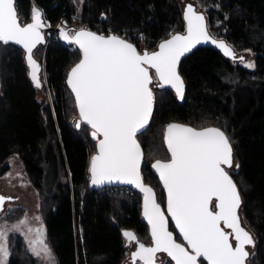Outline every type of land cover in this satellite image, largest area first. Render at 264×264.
Masks as SVG:
<instances>
[{
  "label": "trees",
  "instance_id": "16d2710c",
  "mask_svg": "<svg viewBox=\"0 0 264 264\" xmlns=\"http://www.w3.org/2000/svg\"><path fill=\"white\" fill-rule=\"evenodd\" d=\"M202 1L211 36L234 54L251 51L254 68L225 56L215 44L198 46L184 57L179 65L183 98L172 88L157 87L150 125L138 136L144 151L142 175L164 206V191L150 165L156 159H169L165 126L181 122L221 128L239 165L229 173L240 193L241 215L255 238L247 264H264V0ZM15 6L25 23L34 7L52 26L68 27L79 14L82 26L122 36L148 53L186 27L178 0H15ZM46 34L45 43L33 49L52 100L46 106L38 100L25 51L0 43V165L16 155L38 191L56 264H123L124 231L152 242L148 224L141 219L142 195L127 187L90 189L95 142L86 125L76 127L78 112L66 84L81 54L74 45L61 42H52L43 51ZM7 169L4 165L0 173ZM9 248L8 264H37L21 237L11 236ZM165 264L174 262L168 257ZM201 264L207 263L201 260Z\"/></svg>",
  "mask_w": 264,
  "mask_h": 264
},
{
  "label": "snow or ice",
  "instance_id": "6c2138e0",
  "mask_svg": "<svg viewBox=\"0 0 264 264\" xmlns=\"http://www.w3.org/2000/svg\"><path fill=\"white\" fill-rule=\"evenodd\" d=\"M184 19L187 35H173L159 45L158 52L143 54L115 35L105 37L81 29L69 36L61 29V35L78 45L82 54V59L71 68L67 84L75 96L80 121L90 126L91 137L96 141L97 153L90 161L91 183L95 186L106 182L132 184L144 194L143 215L151 226L153 246L138 243L137 251L132 254L134 264L136 260L155 264L156 254L160 252L166 253L175 264H198L201 257L207 264H245L249 256L246 246L254 247V241L241 227L238 217L240 195L224 167H232L233 149L223 131L170 124L164 141L171 159L157 160L152 165L167 192L168 214L184 244L177 243L168 230V221L156 203L155 193L144 185L141 177L143 154L137 134L152 115L153 92L149 85L153 76L149 70L154 69L161 86L170 85L183 98L184 85L177 73L180 58L196 44L210 39L204 16L197 14L191 5L186 7ZM41 27L42 13L35 7L32 22L22 26L15 0H0V42L19 45L25 50L31 79L37 88L41 82L33 49L43 43ZM211 42L225 56L235 59L233 50L223 41ZM76 127L80 128L81 123ZM10 199L0 196V210ZM26 223V219L20 221L22 225ZM225 228L231 231L226 232ZM28 232L33 229L29 228ZM35 233L37 239L30 241L31 251L37 257L43 253L49 264H55L45 243L43 227L35 229ZM123 236L129 243L137 241L131 231H124ZM8 255L7 236L0 231V264H6Z\"/></svg>",
  "mask_w": 264,
  "mask_h": 264
},
{
  "label": "rangeland",
  "instance_id": "374dc122",
  "mask_svg": "<svg viewBox=\"0 0 264 264\" xmlns=\"http://www.w3.org/2000/svg\"><path fill=\"white\" fill-rule=\"evenodd\" d=\"M179 5L181 9L185 12L186 7L188 5H191L195 12L199 15H203L205 17L207 6L204 5V2L202 0H178ZM78 9L81 7V2L78 3ZM79 13V12H78ZM79 14H77L78 16ZM76 16L75 21L68 25V28L70 29V32L73 33L74 30L85 28V26H82L79 20V17ZM23 23H25L23 20H21ZM47 35V34H46ZM44 50L46 51V45L43 46ZM143 44L140 45V49H143ZM235 59L234 61L239 63L240 65L246 67L247 64H252L253 67L248 69L254 68V56L249 50L239 51L234 54ZM38 72V78L41 82V87L37 88V97L38 100L44 105H51V97L48 92L47 86H46V78L44 73L43 65L40 66ZM153 74V82L151 84L154 96L155 93L160 91L157 86L159 84L158 80L155 78L154 72ZM4 165H8V169L4 173H0V196L11 198L10 200H6L2 210H0V231H3L7 236V247H8V257L6 264H8V259L10 256V248H9V238L11 236H19L22 238L29 254L36 259L37 264H49L48 261H46L43 258V253H41L40 257H37L33 254L30 248V241H33L37 239L35 229L43 227L45 231V226L43 223V218L40 211V197L38 194V191L32 186L30 181L27 178V175L24 171V168L22 166L21 161L18 159L16 155H13L9 157V159L2 165H0V171L1 168ZM237 162L233 158L232 160V167L228 168V171H235L237 169ZM238 217L240 220L241 227H243L249 234L251 235L254 243L255 238L252 235V232L250 231L249 227L245 223V221L242 218L241 215V205L238 209ZM39 217V220H36L35 218ZM27 220L26 224H20L21 220ZM32 228L33 232L29 233L28 229ZM127 245V255L123 261V264H134L132 260V254L137 251L138 243H143L146 247H151L152 242L137 238V241H133L129 243L126 241ZM45 243L50 248L47 239H46V231H45ZM37 248H39V245H37ZM247 250L249 252V257H251L254 254L255 247L251 245H247ZM51 249V248H50ZM51 253L53 254V251L51 249ZM55 258V257H54ZM168 260L167 255L164 252H160L156 254L155 258V264H165ZM56 264V259H55ZM135 264H143L142 261L136 260Z\"/></svg>",
  "mask_w": 264,
  "mask_h": 264
},
{
  "label": "water",
  "instance_id": "95a60500",
  "mask_svg": "<svg viewBox=\"0 0 264 264\" xmlns=\"http://www.w3.org/2000/svg\"><path fill=\"white\" fill-rule=\"evenodd\" d=\"M16 7V6H15ZM16 11H17V9H16ZM184 14H185V12H184ZM205 19V18H204ZM18 20H19V23L22 25V26H24V25H26V24H28V23H31L32 22V17H31V20L29 21V22H27V23H23L21 20H20V18H19V16H18ZM185 22H186V20H185ZM42 24H43V27H41V29H40V32H41V35H42V37H43V43H45V39H44V33L46 32V33H48V32H51V31H53L54 29H55V31L59 34V37H60V40H61V43L63 44V45H65V46H72V45H74L76 48H78L79 49V47H78V45H76V44H73V43H69L62 35H61V29H63L65 32H67L68 34H69V36H72V35H74L75 34V32L76 31H79V30H81V29H85V30H87V31H91V32H93V33H96L97 35H103V36H105V37H108V36H111V35H115V34H113V33H111V34H108V35H104V34H101V33H98V32H95V31H93V30H90V29H88V28H81V29H77V30H74L73 31V33H71L70 32V29L68 28V27H66L65 25H63V24H61V25H58V26H52V25H50V24H48L47 23V21H43V19H42ZM205 25H206V21H205ZM206 29H207V25H206ZM207 32H208V35H209V37H210V39L207 41V42H200V43H198V44H196L192 49H191V51H189V52H187V53H185L181 58H180V61H179V63H178V65H177V73H178V75L180 76V74H179V65H180V63H181V61L184 59V57H186L188 54H190L196 47H198V46H204V45H207V44H214V43H212L211 41L214 39L215 40V38H213L212 36H211V34L209 33V31H208V29H207ZM174 35H187V22H186V27H185V31L183 32V33H178V34H174ZM115 36H118V37H120V38H122V39H124V40H126L128 43H131L136 49H137V51L140 53V54H143L144 52L143 51H140L138 48H137V46L134 44V43H132L131 41H129L128 39H126V38H124V37H122V36H119V35H115ZM173 36V35H172ZM171 36V37H172ZM171 37L170 38H168V39H166V40H169V39H171ZM166 40H164V41H166ZM163 41V42H164ZM217 41V40H216ZM0 43H2V42H0ZM42 43V44H43ZM162 43V42H161ZM160 43V44H161ZM10 45H13V46H16V47H18V48H21V49H23L21 46H19V45H15V44H12V43H9ZM159 44V45H160ZM39 45V44H38ZM37 45V46H38ZM36 46V47H37ZM24 50V49H23ZM25 51V50H24ZM80 51V50H79ZM159 51V46H158V48H157V50H155L154 52H158ZM154 52H151V53H154ZM26 53V52H25ZM80 54H81V52H80ZM27 55V54H26ZM82 59V54L80 55V59L72 66V67H74L80 60ZM71 67V68H72ZM71 70V69H70ZM70 70H69V72H70ZM69 72H68V74H67V78H68V75H69ZM152 72H154V69H150L149 70V74L150 75H152L153 76V74H152ZM67 78H66V84H67ZM180 78H181V76H180ZM182 79V78H181ZM158 80V79H157ZM183 81V80H182ZM153 82V81H152ZM158 82H159V84H158V88H165V87H168V88H172L170 85H167V84H165V85H163V86H161V82L158 80ZM152 84V83H151ZM151 84L149 85V87L151 88V90H152V92H153V109H152V115H153V110H154V103H155V96H154V91H153V88H152V86H151ZM67 86H68V84H67ZM68 89L70 90V92L72 93V91H71V89L69 88V86H68ZM172 89H174V88H172ZM175 90V89H174ZM0 93H1V83H0ZM72 95H73V97H74V100H75V96H74V94L72 93ZM75 105H76V102H75ZM76 109H77V112H78V122H80L81 124H84L83 122H81L80 121V117H79V109H78V107L76 106ZM152 115H151V117H150V119H149V122L147 123V125L144 127V129L143 130H141V132H139L138 134H137V140H138V143L140 144V141H139V139H138V136L141 134V133H143L144 131H146L147 130V128L149 127V125H150V122H151V119H152ZM170 124H180V125H185V126H188V127H192V128H194V129H197V130H201V129H204V128H208V127H214V128H218V129H220L221 131H223L221 128H219V127H216V126H208V127H204V128H196V127H193L192 125H189V124H185V123H181V122H172V123H169V124H167L166 126H165V129H164V134H165V130H166V128H167V126L168 125H170ZM84 125H86V124H84ZM89 129H90V136H91V128H90V126H88V125H86ZM224 132V131H223ZM225 133V132H224ZM226 135V134H225ZM227 136V135H226ZM91 139H92V137H91ZM163 140H164V135H163ZM92 141H94L93 139H92ZM95 142V148H96V141H94ZM229 143H230V141H229ZM231 144V143H230ZM164 145H165V148H166V150H167V145L165 144V141H164ZM140 147H141V151H142V154H143V156H142V160H141V166H140V172H141V177H142V180H143V183H144V185L145 186H147V187H151L152 188V190H153V192L155 193V197H156V203L157 204H159L160 205V207H161V211L164 213V215H165V218H166V220L168 221V230L170 231V232H172L173 233V237H174V239L176 240V242L177 243H182V244H184L185 242L183 241V237L179 234V230L176 228V226H175V223H174V221L172 220V218H171V216L168 214V210H167V192H166V190L164 189V187H163V183L161 182V180H160V178H159V174L155 171V169L152 167V165L157 161V160H160L161 162H167V161H169L170 159H171V155H170V153L168 152V150H167V152L169 153V159H167V160H163V159H156V160H154L152 163H151V165H150V169H151V171H152V173L158 178V181H159V183H160V185H161V187H162V189H163V191H164V194H165V205L164 206H162L159 202H158V200H157V194H156V191H155V189L150 185V184H148V183H146L145 181H144V178H143V175H142V164H143V161H144V151H143V147L141 146V144H140ZM231 147H232V145H231ZM232 149H233V147H232ZM97 153V148H96V150H95V152L92 154V156L93 155H95ZM233 155H234V152H233ZM91 156V157H92ZM234 158V157H233ZM90 161H91V158H90ZM225 167V170L229 173V171H228V167L227 166H224ZM229 175H230V173H229ZM230 177L232 178V176L230 175ZM232 180H233V178H232ZM234 181V180H233ZM234 183H235V181H234ZM89 187H90V189L91 190H98V189H102V188H107V187H127V188H130V189H132V190H134V191H137V192H139L141 195H142V198H141V219L143 220V221H145L147 224H148V222H147V220L144 218V215H143V205H144V194L139 190V188H137L136 186H134V185H132V184H126V183H120V182H112V183H104V184H102V185H100V186H95V185H93L92 183H91V173H90V166H89ZM237 190H238V188H237ZM238 192H239V190H238ZM239 195H240V193H239ZM240 200H241V198H240ZM213 203H215V201L213 202ZM241 203H242V201H241ZM241 205V204H240ZM238 211V210H237ZM171 224H172V226H173V228H174V230L173 229H171ZM221 227H223V224H221ZM148 229H149V234H150V237H151V226L148 224ZM226 232H228L227 231V229L225 228L224 229ZM176 236H178L179 237V239H177V237ZM151 241H152V239H151ZM230 241H231V237H230ZM247 252H248V250H247V248L245 249ZM189 251H191L190 249H189ZM249 253V252H248ZM166 254V253H165ZM167 255V254H166ZM170 258V257H169ZM248 258H249V256H248ZM248 258L246 259V261H245V264H247V261H248ZM171 259V258H170ZM201 260H203V258L201 257V258H199V260H198V264H201ZM174 262V261H173ZM206 263H207V261H205ZM174 264H175V262H174Z\"/></svg>",
  "mask_w": 264,
  "mask_h": 264
},
{
  "label": "built area",
  "instance_id": "2783aa9c",
  "mask_svg": "<svg viewBox=\"0 0 264 264\" xmlns=\"http://www.w3.org/2000/svg\"><path fill=\"white\" fill-rule=\"evenodd\" d=\"M48 24H50L48 21H47ZM59 24L57 23L56 25H54L55 27L58 26ZM60 43L61 40H60V37H59V34L55 31V29L51 32H48L47 35H46V48L49 46L50 43Z\"/></svg>",
  "mask_w": 264,
  "mask_h": 264
},
{
  "label": "flooded vegetation",
  "instance_id": "af4514ba",
  "mask_svg": "<svg viewBox=\"0 0 264 264\" xmlns=\"http://www.w3.org/2000/svg\"><path fill=\"white\" fill-rule=\"evenodd\" d=\"M227 231L230 232L231 230L230 229H227ZM231 242L233 243V246H235V241H234V239L232 237H231Z\"/></svg>",
  "mask_w": 264,
  "mask_h": 264
}]
</instances>
